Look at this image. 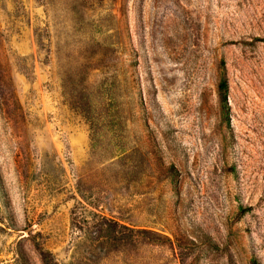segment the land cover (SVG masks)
<instances>
[{
    "label": "rangeland",
    "instance_id": "374dc122",
    "mask_svg": "<svg viewBox=\"0 0 264 264\" xmlns=\"http://www.w3.org/2000/svg\"><path fill=\"white\" fill-rule=\"evenodd\" d=\"M0 264H264V0H0Z\"/></svg>",
    "mask_w": 264,
    "mask_h": 264
}]
</instances>
